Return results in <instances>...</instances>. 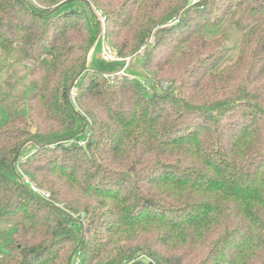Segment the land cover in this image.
<instances>
[{"label": "trees", "instance_id": "trees-1", "mask_svg": "<svg viewBox=\"0 0 264 264\" xmlns=\"http://www.w3.org/2000/svg\"><path fill=\"white\" fill-rule=\"evenodd\" d=\"M15 49L44 74L0 99V264H264V0H0Z\"/></svg>", "mask_w": 264, "mask_h": 264}, {"label": "rangeland", "instance_id": "rangeland-1", "mask_svg": "<svg viewBox=\"0 0 264 264\" xmlns=\"http://www.w3.org/2000/svg\"><path fill=\"white\" fill-rule=\"evenodd\" d=\"M28 1L32 2V0H28ZM69 7L74 8L76 10L86 9L88 11L87 7H85V5L81 3H74L72 5H69ZM92 11L95 14L96 18L98 19V21L100 22V32H99V37L97 38L90 52L88 66L91 68L99 69L108 75H112L115 73V71H117L120 67L124 65V63H121L123 59L118 57L117 53L113 51V49H111L109 43L104 38L106 21H105V17L103 13L97 11L95 8H92ZM236 19H239V17L237 16ZM239 38L240 37L238 35L231 37L230 41H228L226 45L233 46L236 40H238ZM104 44L105 46L107 45L111 49V51L115 53L117 57L121 60L117 62L104 61L101 58L102 47L104 46ZM142 52H143V49L140 52H138V55H133L125 59L126 63L129 60V64L125 68H128V67L129 68L124 69V70H127L128 73L129 72L136 73L139 78L141 76L139 73V65H140V55ZM43 74H44V65L42 63L34 65L33 63L23 61L17 49H15L10 54H6L5 52L0 51V99H2L1 97L10 96L13 98L12 102L13 101L16 102L15 106L17 107V109H21L24 106V102L21 100L19 101L17 98V95H19V93H21L25 89H28V88L31 89V88L39 86ZM166 86H167V83L161 84V88L163 90L165 89ZM72 94L74 96L75 92L73 91ZM11 108L12 107H8L6 109L10 110ZM32 149H33V146L28 145L23 150V155L28 154ZM24 179H27L29 181V184L24 183ZM22 182L24 184L29 185L30 188L33 186L36 189V192H35L34 189L31 188V190L34 193L44 195L45 198L49 197L48 192H42L36 186V184L31 183L27 177L22 176ZM6 227L7 226L0 223V231L5 229ZM0 263H1V257H0ZM148 264H153V263H148Z\"/></svg>", "mask_w": 264, "mask_h": 264}, {"label": "built area", "instance_id": "built-area-1", "mask_svg": "<svg viewBox=\"0 0 264 264\" xmlns=\"http://www.w3.org/2000/svg\"><path fill=\"white\" fill-rule=\"evenodd\" d=\"M101 58L106 62H117L121 60L115 53L111 51V49L107 45L105 46V44L102 47ZM24 183L29 184V181L27 179H24ZM31 188L36 192V189L33 186Z\"/></svg>", "mask_w": 264, "mask_h": 264}]
</instances>
